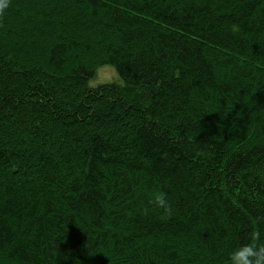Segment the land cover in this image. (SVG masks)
Wrapping results in <instances>:
<instances>
[{
	"label": "trees",
	"instance_id": "obj_1",
	"mask_svg": "<svg viewBox=\"0 0 264 264\" xmlns=\"http://www.w3.org/2000/svg\"><path fill=\"white\" fill-rule=\"evenodd\" d=\"M253 238L264 0H0V264H229Z\"/></svg>",
	"mask_w": 264,
	"mask_h": 264
},
{
	"label": "clouds",
	"instance_id": "obj_2",
	"mask_svg": "<svg viewBox=\"0 0 264 264\" xmlns=\"http://www.w3.org/2000/svg\"><path fill=\"white\" fill-rule=\"evenodd\" d=\"M149 202L164 213L170 212L171 204L164 192L153 193ZM229 264H264V245L253 242L234 248L229 254Z\"/></svg>",
	"mask_w": 264,
	"mask_h": 264
},
{
	"label": "rangeland",
	"instance_id": "obj_3",
	"mask_svg": "<svg viewBox=\"0 0 264 264\" xmlns=\"http://www.w3.org/2000/svg\"><path fill=\"white\" fill-rule=\"evenodd\" d=\"M117 78L118 76L112 66H100L97 68L95 78L91 80L90 84L97 85L98 83L113 81Z\"/></svg>",
	"mask_w": 264,
	"mask_h": 264
}]
</instances>
